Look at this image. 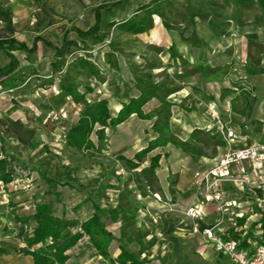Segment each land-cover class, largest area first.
Listing matches in <instances>:
<instances>
[{
  "label": "crops",
  "instance_id": "0c3cea01",
  "mask_svg": "<svg viewBox=\"0 0 264 264\" xmlns=\"http://www.w3.org/2000/svg\"><path fill=\"white\" fill-rule=\"evenodd\" d=\"M152 2L0 0L1 6L11 12L13 37L27 48L33 47L29 52L12 50L19 62L16 80L13 85H8L7 78L0 80V158H4L6 172L11 176L9 181L0 180V264H35L32 255L23 250L27 248L25 238L37 225L28 217L34 214L38 202H48L56 217L76 220L78 224L70 228L75 233L82 231L80 224L93 216V198L100 187L103 188L98 199L100 207L114 209L121 205L135 209L134 224L125 231L131 239L127 241L123 237L121 243L127 251L137 254L143 264H168L174 248L169 240L156 235V227L151 223L154 214L160 217L162 233H172L178 243L196 244V251L206 262L233 264L212 244L190 233L191 222L184 211L202 197L193 181L195 170L213 166L230 149L264 143V0H175L183 11H178L174 23L172 19L167 21L176 27L162 24L161 19L155 20L160 37L156 40L165 46L162 50L166 60L159 67L160 72L166 71L171 61L165 49L172 45L180 58L175 62L176 67L187 70L179 76L181 80L204 76L202 86L181 84L174 92L168 91V95L166 91V100L172 102L168 118L170 131L183 141L194 140L196 133L206 132L216 141L210 140L207 145L210 150L192 155L167 143L142 151L159 134L152 129V122L139 118L135 112L115 126L96 123L90 134L93 144L90 150L65 145L66 131L77 124L84 105L75 103L67 95L55 107L52 98L61 92L62 74L73 73L70 69L87 47L93 48L88 50L93 56L101 48L93 43L92 36L82 38L78 31L94 26L98 13L99 32L103 33L140 13ZM9 61L0 49V66ZM57 61L61 64L54 68ZM236 62L239 68L235 77L239 83L228 84L232 78L230 65ZM220 70L224 74L219 75ZM98 72L76 71L72 77L79 84L80 92L90 88L84 93L88 102L107 100L109 114L114 118L140 91L134 86V78L126 72L110 68ZM161 76L166 78L168 74L163 72ZM152 101H156L155 107L160 105L158 100ZM209 104L215 105L216 117L211 114ZM150 105L151 101L142 106L144 113L151 109ZM219 124L232 129L236 137L225 139ZM96 130L101 134L99 137ZM155 155L159 156L158 163L152 177H147L141 170L149 169ZM76 157L80 159L74 161ZM244 167L255 175L248 163ZM41 172L55 183L49 184L40 176ZM151 180L159 187L154 191L158 198L144 192L143 185L149 189ZM223 190V198L238 202L234 208L237 215L222 214L213 203H208L203 207L201 226H213L223 238H237L243 249L251 250L254 243L264 242V225L260 222L264 192L249 187L241 189L231 182L224 183ZM102 220L115 237L109 246L113 262L97 253L89 237L83 234L82 243L66 251L67 264L116 262L120 252L116 239L121 238L122 219L118 215L116 220L109 216ZM144 228L147 230L140 232Z\"/></svg>",
  "mask_w": 264,
  "mask_h": 264
},
{
  "label": "trees",
  "instance_id": "16d2710c",
  "mask_svg": "<svg viewBox=\"0 0 264 264\" xmlns=\"http://www.w3.org/2000/svg\"><path fill=\"white\" fill-rule=\"evenodd\" d=\"M0 20L4 25L0 35V49H2L10 58V61L7 65L0 66V80L3 81V78H7L8 85H13L16 80L15 73L19 69V62L11 51L19 49L29 52L33 50V47L27 48L24 43L16 41V39L13 37L14 28L12 26L11 12L1 6V4ZM78 33L82 38L85 36H92L96 40H101L104 35L99 32L98 13H96L95 25L87 31H78ZM60 52L62 53L63 51ZM60 52L57 51V53ZM80 61L81 60H79V62ZM83 63H85V61H82V64ZM60 64V61L54 62V68H58ZM59 86L61 89L60 94L52 98V102L54 103L55 107H58L60 104H62L65 101V96L67 95H69L75 103H81L84 105L80 111V117L77 124L66 131L65 145L67 147H74L77 150H90L93 148V144L90 140V134L92 133L96 123L101 126H115L121 122L126 115H129V113L132 112L130 106L133 104L135 105L133 112L137 113L138 115L140 114L139 104L141 103V100L136 98L124 105L116 117H111L107 107V100L100 99L94 103L88 102L84 96V93L90 91V88H86L83 93L80 92L78 90L79 84L75 81V78L72 77V74L67 71L62 74L59 81ZM123 113H125V116ZM169 116V113H165L166 120L169 118ZM157 131L160 134L161 141L159 143L154 141L153 145L152 142H150L148 146L142 151L148 152L158 144L166 145L167 143H170L175 147H181L185 152L192 155L197 151H200L199 149L196 150V148L193 147L190 148L189 145L191 139L189 141H183L173 135L170 132L168 125L163 122H161V125L157 127ZM97 132L99 133V130H96V133ZM99 135L101 134L99 133L98 137ZM120 158L124 159V161L127 163H130L128 159L123 157ZM158 159V155L152 157L149 169H143L141 172L147 177H152L154 171L153 168L157 165ZM130 165L132 167H136V164L134 163H130ZM40 176L49 184L55 183V181L44 172H41ZM10 179L11 176L6 172L5 160L4 158H0V180L6 182ZM102 191L103 188L100 187L93 198L95 210L93 216L80 224L82 231H77L75 233H72L70 228L78 224L76 220H67L65 218L56 217L52 214V209L48 202H38L35 206L34 214L28 217V219L30 218L35 220L37 225L31 231V235L25 238L27 248L23 251L32 255L35 264H67L69 256L66 251L70 247L74 246L83 236V234H85L89 237L96 252L101 254L106 260L113 262L112 257L109 254V246L115 237L109 230L106 229L102 217L109 216L112 220H116L118 215H120L122 219V234L121 238L116 239L119 242L120 247V252L116 257V262L118 264H126L128 262L131 264H143L137 254L127 251L124 245L121 243V239L123 237H125L127 241L131 239L130 236L126 235L125 231L128 229V227L134 224L135 209L121 205L114 209L100 207L98 199L102 194ZM125 196L126 195H124V197ZM260 222L262 225H264V213L261 215ZM166 233H168V231H166ZM48 238L52 240L51 244L48 243ZM172 241L176 243L177 239L172 238ZM37 244L41 245L30 250L31 247L36 246Z\"/></svg>",
  "mask_w": 264,
  "mask_h": 264
},
{
  "label": "rangeland",
  "instance_id": "374dc122",
  "mask_svg": "<svg viewBox=\"0 0 264 264\" xmlns=\"http://www.w3.org/2000/svg\"><path fill=\"white\" fill-rule=\"evenodd\" d=\"M178 11L183 10L180 4H176L175 0H154V2L150 3L148 6H146V8L141 9L140 13L135 14L134 16H131L130 18H127L124 21L122 20L118 22L115 28H108L105 29L103 33L100 32L104 35L101 40H96L93 37V43H97V47L101 45V48L96 49V55L93 56L91 53L89 54L88 52L92 51L93 48L87 47V51L83 53L84 55H86L85 57L87 58H85L84 55H81L80 59L77 60L78 63L73 65L74 69H68L72 70V74H75L76 71H81L83 74H88L90 72L97 73L98 70L102 68H110L115 72H126L132 78H134V86L140 91V94L136 97L141 100V103L139 104L140 114L138 115L136 113L137 116L141 119H147L149 122H152V129L155 132H158L157 127L161 125V122L167 124L169 127L168 119L166 120L165 113L170 114V107L172 105V102L166 100L167 95L171 92H174L178 87H180L181 84L185 87L188 85L190 86L191 84H197L198 86H202L201 82L204 78V76L201 75V79H198V77L193 76V78L186 77V79L183 78V80H181V77L179 76H182L183 74L187 73V70L185 72V67H176L175 62H178L180 58H177L178 53L172 45H169V47L165 49V53L169 55L171 61L167 63L168 67L166 71L160 72L159 67L161 65H164L163 60H166L164 56L165 54L163 53L164 50H162L165 46L164 43L159 40H156L160 37H158L159 32L156 30L155 25L157 21L155 20L161 19L160 21L162 24L167 23L169 27H176V25L174 24H169L168 21L172 19L173 22V19L178 16ZM3 26V22L1 21L0 35L2 33ZM104 49L105 51H103ZM79 60L81 61L79 62ZM82 61H85V63L82 64ZM238 64L239 63L236 62L234 65H230V68H232L230 77L232 78L230 81H227L228 84L236 83V85H238L239 79L235 77L238 76ZM234 67L236 68V70L234 69ZM180 71L181 73H178ZM163 72H167L168 77L165 78L164 76H161ZM205 72L206 70L203 69L204 74ZM221 72L222 70H220L218 74H224L223 72ZM211 85L212 84H209L208 86ZM215 86H217V84H214V87ZM208 88L209 91H213L210 87ZM168 91L170 92L168 93ZM152 99L158 100L160 102V105L158 107H155L156 101H152ZM149 101H151V109L144 113L142 106L148 103ZM130 109L133 112L135 109V105H131ZM71 113H73L72 109ZM123 114L125 116V113ZM126 117H128V115H126L125 118ZM69 124L70 123L66 125ZM194 136V140H191L189 146L190 148H196V150L199 149L200 151L197 152L200 153H205L207 149L210 150L209 148H207V145L210 143V140L214 143L216 142L213 139L214 137L208 136L206 132L196 133ZM160 138L161 137L159 134L156 139V142L159 143L161 141ZM154 141L155 140L152 141V145ZM158 146L163 145L158 144L152 149H156V147ZM79 159V157H76L74 161H77ZM149 184V189L146 188L145 185H143V189L145 193H148L150 196H152L153 194H155L154 191L157 190L159 187L155 180H151ZM160 196L163 200H166L165 195L163 196L160 193ZM181 215L182 214H179V216ZM172 220L174 219L171 218V221ZM145 230L147 229L144 228L140 232H145ZM149 230H151V228H149ZM162 236L166 240H169L174 247L171 251V255L169 256L171 260H165L168 261V264H210L203 259L202 254L196 251V244L182 242L174 243L172 241V238L175 237L170 232L162 233ZM196 241L198 242V240ZM196 241L195 243H197Z\"/></svg>",
  "mask_w": 264,
  "mask_h": 264
},
{
  "label": "built area",
  "instance_id": "2783aa9c",
  "mask_svg": "<svg viewBox=\"0 0 264 264\" xmlns=\"http://www.w3.org/2000/svg\"><path fill=\"white\" fill-rule=\"evenodd\" d=\"M209 109L216 117L217 111L212 104H209ZM218 127L225 139L231 140L236 137L232 129L223 124H219ZM245 163L251 166L255 175H251L245 169ZM193 181L200 189L202 197L184 211V216L191 222L190 233L201 241L212 244L217 252L227 257L233 264H264V243H254L251 250L243 249L237 238H223L213 226H201L200 223L204 217L203 207L208 203H213L222 214L237 215L234 208L238 206V202L231 198H223L224 183L231 182L241 189L249 187L264 191V143L228 150L213 166L195 170ZM154 195L159 197L157 194ZM159 218L158 214L152 215L151 223L155 225V233L160 237L162 229L159 227ZM47 241L49 244L52 243L50 238ZM82 241L79 239L77 245Z\"/></svg>",
  "mask_w": 264,
  "mask_h": 264
}]
</instances>
